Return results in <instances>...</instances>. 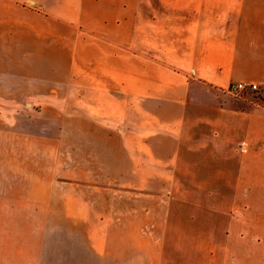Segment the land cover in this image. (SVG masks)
<instances>
[{
	"label": "crops",
	"instance_id": "1",
	"mask_svg": "<svg viewBox=\"0 0 264 264\" xmlns=\"http://www.w3.org/2000/svg\"><path fill=\"white\" fill-rule=\"evenodd\" d=\"M236 82L264 89V0H0V264H264Z\"/></svg>",
	"mask_w": 264,
	"mask_h": 264
},
{
	"label": "rangeland",
	"instance_id": "2",
	"mask_svg": "<svg viewBox=\"0 0 264 264\" xmlns=\"http://www.w3.org/2000/svg\"><path fill=\"white\" fill-rule=\"evenodd\" d=\"M84 34L85 33L83 32L82 36H85ZM80 51H82V53H81L82 58L80 61H82L81 67L83 68V66L85 65V62L87 60L90 61L91 54L88 53V51H90V50L85 51L83 48L80 49ZM78 53H80V52H78ZM89 80H91V79H89ZM87 82H88L87 78H84L83 75H78V82L76 83V90L63 91L60 94V100H53L52 98H46L43 103L51 105V103L53 104V102H56L57 104H59V107H57V108L60 110V112L62 114H67L69 116L70 114L74 113L78 108H80V107H78V105L76 103L77 97H80V99H82L85 96L90 97L89 93H86V90H88L87 89L88 87H86L88 85ZM227 96H228V100H230V104L232 106H234L236 108H240V109H245L246 107H249L253 103L259 101V98L264 99V89L261 92L247 91V92L242 93L240 95V97H233L231 95H227ZM40 104H41V102H39L38 105L35 106V108H39ZM28 107H31V106L29 105ZM24 110L27 111L28 109L24 108ZM47 110H48V114L51 116L52 115V112H50L51 108L46 109V112H47ZM46 120H48V119H46ZM49 126L50 125L46 121V127H49ZM51 129H52V127H51ZM47 145H49V144H47Z\"/></svg>",
	"mask_w": 264,
	"mask_h": 264
},
{
	"label": "built area",
	"instance_id": "3",
	"mask_svg": "<svg viewBox=\"0 0 264 264\" xmlns=\"http://www.w3.org/2000/svg\"><path fill=\"white\" fill-rule=\"evenodd\" d=\"M263 89L260 85L250 82H236L231 84L227 89V93L233 97H240L244 92H261Z\"/></svg>",
	"mask_w": 264,
	"mask_h": 264
}]
</instances>
